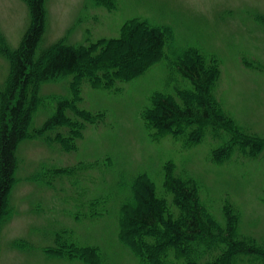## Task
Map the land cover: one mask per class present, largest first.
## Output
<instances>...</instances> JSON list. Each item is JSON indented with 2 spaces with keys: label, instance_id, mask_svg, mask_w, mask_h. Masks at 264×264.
Instances as JSON below:
<instances>
[{
  "label": "rangeland",
  "instance_id": "374dc122",
  "mask_svg": "<svg viewBox=\"0 0 264 264\" xmlns=\"http://www.w3.org/2000/svg\"><path fill=\"white\" fill-rule=\"evenodd\" d=\"M44 6L43 47L118 36L122 24L133 17L172 25L181 45L200 47L218 61L213 92L221 112L200 124L201 139L181 145L170 133L153 135L140 115L148 95L165 79L161 64L125 81L119 92L85 82L83 106L107 114L88 125L77 150L67 151L37 135L18 145L15 181L0 216V264H84L44 253L43 246L53 244L57 231L102 249L98 264H137L118 239V207L125 193L114 194L111 187L122 177L149 173L161 190L167 160L201 183V199L215 219L224 223L223 206L233 202L241 214V231L264 246V0H45ZM30 23L27 0H0L1 92L11 74V54ZM71 73L40 84L32 128L44 125L55 98L74 95ZM218 138L232 140L219 161L213 153L223 143ZM107 156L111 166L105 164ZM61 166L75 176H53L48 183L45 168ZM109 191L115 195L112 213L90 216L89 200ZM237 263L253 264L245 254Z\"/></svg>",
  "mask_w": 264,
  "mask_h": 264
},
{
  "label": "trees",
  "instance_id": "16d2710c",
  "mask_svg": "<svg viewBox=\"0 0 264 264\" xmlns=\"http://www.w3.org/2000/svg\"><path fill=\"white\" fill-rule=\"evenodd\" d=\"M27 1L31 23L11 54V74L5 91L0 90V216L15 181L16 152L21 141L37 135L50 144L55 140L67 151L77 150L88 125L106 117L103 110L83 106L81 89L85 82L93 88L119 92L127 80L141 76L155 63L161 64L165 79L161 88L148 95L140 115L153 135L170 133L181 145L197 141L200 124L220 115L221 106L213 92L218 61L200 47L181 45L172 25L133 17L122 24L118 36L78 44L62 40L43 47L45 0ZM66 73L73 74L70 94L73 91L74 95L55 98L52 115L42 127L32 128L40 84ZM54 129L55 136L51 134ZM228 142L232 140L213 149L216 160L226 157ZM105 164L112 165L110 156ZM163 169L161 190L149 173L122 177L119 185L118 181L111 187L114 194L125 193L118 207V239L129 247L137 264H238L240 254L247 255L253 264L264 261V246L241 231V214L233 202L223 206L222 223L201 199L202 185L194 176L171 160ZM44 172L50 184L53 176H75L68 166L45 168ZM114 194L109 191L90 199V216L111 214ZM84 205L79 208L84 209ZM84 215L79 213V217ZM66 235L57 231L53 244L43 246L44 253L84 264H98L104 258L97 245L83 244Z\"/></svg>",
  "mask_w": 264,
  "mask_h": 264
}]
</instances>
